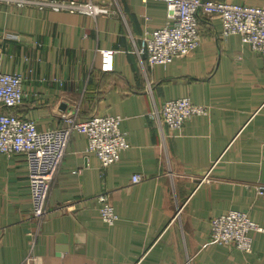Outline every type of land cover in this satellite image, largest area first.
<instances>
[{"label":"crops","instance_id":"1","mask_svg":"<svg viewBox=\"0 0 264 264\" xmlns=\"http://www.w3.org/2000/svg\"><path fill=\"white\" fill-rule=\"evenodd\" d=\"M95 1L109 12L0 1V70L24 76L22 102L0 109L38 129L62 126L73 110L81 120L120 115L129 143L102 166L74 131L39 224L24 155L0 153V264H264V56L237 33L221 36L218 17L199 14L197 47L150 65L135 47L165 24V5ZM183 96L208 113L178 129L150 115ZM101 192L117 214L111 224L100 216ZM230 209L261 227L249 232L248 252L210 242L211 218Z\"/></svg>","mask_w":264,"mask_h":264},{"label":"built area","instance_id":"2","mask_svg":"<svg viewBox=\"0 0 264 264\" xmlns=\"http://www.w3.org/2000/svg\"><path fill=\"white\" fill-rule=\"evenodd\" d=\"M31 4L37 8L81 13L96 17L107 14L108 7L95 0H0ZM146 2L148 0H142ZM166 7L164 25L146 31L135 47L138 55H145L148 63L166 65L174 59L191 53L199 44L198 16L218 17L220 35L237 33L250 49L264 56V7L230 2L228 0H154ZM18 37L16 34H9ZM24 76L20 72L0 70V107L16 106L23 100ZM208 113V105L194 103L188 96L168 98L159 109L150 113L170 129L181 128L193 115ZM63 125L38 129L31 118H20L0 109V153H22L27 167L28 186L33 219L39 224L47 214L46 202L51 181L66 154L67 144L74 131L87 139V153L96 154L102 166H108L119 158V152L129 143L126 132L121 130L120 115L92 114L81 120L77 111L62 113ZM141 174H133L132 182H138ZM204 175L201 180H205ZM261 189V187H259ZM101 218L111 224L117 218L105 193L97 196ZM251 230H261L248 212L230 209L210 220L209 239L212 243L225 244L248 252L251 250ZM142 257V256H141ZM138 262V261H137ZM137 262L135 264H137Z\"/></svg>","mask_w":264,"mask_h":264},{"label":"trees","instance_id":"3","mask_svg":"<svg viewBox=\"0 0 264 264\" xmlns=\"http://www.w3.org/2000/svg\"><path fill=\"white\" fill-rule=\"evenodd\" d=\"M2 107H6L7 109H9V108L14 107V106H2ZM2 111L5 112V113H12V112L5 111V110H2Z\"/></svg>","mask_w":264,"mask_h":264}]
</instances>
